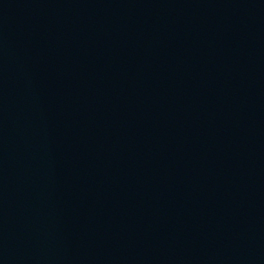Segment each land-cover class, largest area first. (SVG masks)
Masks as SVG:
<instances>
[{"label": "water", "instance_id": "95a60500", "mask_svg": "<svg viewBox=\"0 0 264 264\" xmlns=\"http://www.w3.org/2000/svg\"><path fill=\"white\" fill-rule=\"evenodd\" d=\"M0 264H264V0H0Z\"/></svg>", "mask_w": 264, "mask_h": 264}]
</instances>
